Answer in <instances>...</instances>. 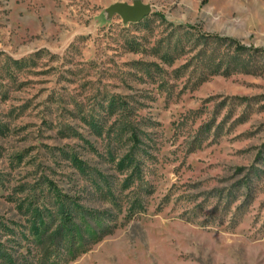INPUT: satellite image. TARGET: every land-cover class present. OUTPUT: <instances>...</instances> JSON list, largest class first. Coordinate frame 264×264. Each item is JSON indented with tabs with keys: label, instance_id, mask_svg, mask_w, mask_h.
<instances>
[{
	"label": "rangeland",
	"instance_id": "1",
	"mask_svg": "<svg viewBox=\"0 0 264 264\" xmlns=\"http://www.w3.org/2000/svg\"><path fill=\"white\" fill-rule=\"evenodd\" d=\"M0 264H264V0H0Z\"/></svg>",
	"mask_w": 264,
	"mask_h": 264
},
{
	"label": "water",
	"instance_id": "2",
	"mask_svg": "<svg viewBox=\"0 0 264 264\" xmlns=\"http://www.w3.org/2000/svg\"><path fill=\"white\" fill-rule=\"evenodd\" d=\"M120 11L125 21H140L151 12L149 4H120Z\"/></svg>",
	"mask_w": 264,
	"mask_h": 264
},
{
	"label": "trees",
	"instance_id": "3",
	"mask_svg": "<svg viewBox=\"0 0 264 264\" xmlns=\"http://www.w3.org/2000/svg\"><path fill=\"white\" fill-rule=\"evenodd\" d=\"M208 36H212V37H215L216 39H219V40H225L227 42H233L236 44V49L239 50V51H243V50H246V49H251L253 47H247V46H244V45H241L237 39H234V38H231V37H222V36H219V35H208ZM67 218V217H66ZM69 218V217H68Z\"/></svg>",
	"mask_w": 264,
	"mask_h": 264
}]
</instances>
